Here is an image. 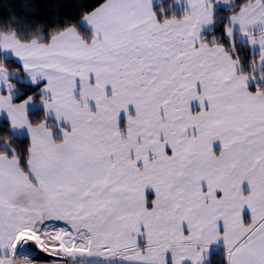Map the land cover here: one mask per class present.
Here are the masks:
<instances>
[{
    "label": "snow or ice",
    "instance_id": "snow-or-ice-1",
    "mask_svg": "<svg viewBox=\"0 0 264 264\" xmlns=\"http://www.w3.org/2000/svg\"><path fill=\"white\" fill-rule=\"evenodd\" d=\"M175 2L0 28V264H264V0Z\"/></svg>",
    "mask_w": 264,
    "mask_h": 264
},
{
    "label": "trees",
    "instance_id": "trees-1",
    "mask_svg": "<svg viewBox=\"0 0 264 264\" xmlns=\"http://www.w3.org/2000/svg\"><path fill=\"white\" fill-rule=\"evenodd\" d=\"M172 1L163 0L157 7H163L171 13L174 10L171 8ZM98 2L99 0H59L57 9L47 3V0H40L38 10L28 19H24V14L18 7L17 0H0V28L10 26L23 35H37V25H41L44 30H47L58 24L62 25L68 21H75L80 17L81 7L90 10ZM212 256L216 264H222V249L214 252Z\"/></svg>",
    "mask_w": 264,
    "mask_h": 264
},
{
    "label": "crops",
    "instance_id": "crops-1",
    "mask_svg": "<svg viewBox=\"0 0 264 264\" xmlns=\"http://www.w3.org/2000/svg\"><path fill=\"white\" fill-rule=\"evenodd\" d=\"M155 2H156V5L158 6V5H160L163 2V0H155ZM171 8L174 9L176 12H180L181 5L180 4H177L175 2V0H173L172 1V7ZM218 250H221V249L214 247L212 254L214 252L218 251ZM21 264H23V261H21Z\"/></svg>",
    "mask_w": 264,
    "mask_h": 264
}]
</instances>
